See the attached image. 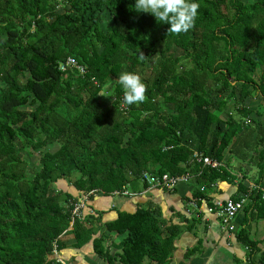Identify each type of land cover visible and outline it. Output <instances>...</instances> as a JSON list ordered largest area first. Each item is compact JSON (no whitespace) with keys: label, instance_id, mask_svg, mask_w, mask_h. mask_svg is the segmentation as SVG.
Listing matches in <instances>:
<instances>
[{"label":"trees","instance_id":"1","mask_svg":"<svg viewBox=\"0 0 264 264\" xmlns=\"http://www.w3.org/2000/svg\"><path fill=\"white\" fill-rule=\"evenodd\" d=\"M134 3L0 0V264H65L59 255L66 235L75 247L92 242L110 264H166L182 229L153 207L117 210L104 230L84 206L74 208L84 196L86 203L95 193L137 190L144 170L194 173L209 187L235 178L224 167L198 174L194 151L221 162L228 150L227 163L251 161L259 167L254 183L264 185V122L236 119L232 109L250 110L227 100L242 103L257 93L264 101V0H199L194 26L179 34ZM69 58L86 72L61 69ZM122 71L147 84L146 99L124 109L114 81ZM102 87L109 96L98 93ZM159 97L172 104L171 114L162 113ZM27 146L43 150L32 173L22 155ZM237 186L250 194L247 223L255 209L264 215L261 189ZM207 193L193 197L212 205ZM110 232L125 235L114 253ZM237 237L255 251L248 229Z\"/></svg>","mask_w":264,"mask_h":264},{"label":"crops","instance_id":"2","mask_svg":"<svg viewBox=\"0 0 264 264\" xmlns=\"http://www.w3.org/2000/svg\"><path fill=\"white\" fill-rule=\"evenodd\" d=\"M229 153V151H226ZM229 156L221 161L228 164ZM227 159V160H226ZM234 159L229 163L232 167ZM238 165L240 166L239 161ZM231 169L227 165L226 170L235 176V178H220L209 186L200 182V178L194 176L188 181H181L173 191L162 187L147 186L142 180L138 179L137 190L129 185L126 192H116L111 195L102 193L93 194L84 202V213L93 214L96 218L95 226L99 230H104V223L113 220L117 216V210L134 212L138 206H151L161 213V217L166 220L167 224H174L181 227L182 232L175 241V249L166 264H259L264 259V215L258 214L255 209V215L251 221H246L250 215L244 208L239 211L233 220V229L222 227V223L215 213L207 211L209 205L207 199H202L200 203V217L195 216V211L191 206L194 199V193L201 191V187L207 189L212 205L218 200H226L229 197H237L242 192L238 190V182L246 187H251L254 183L249 177L242 173L234 174L235 168ZM223 167V166H220ZM213 184V185H212ZM264 213V211L262 210ZM261 212V213H262ZM196 217V223L191 222V218ZM249 230V238L256 242L255 251L250 252V248L243 245L238 240L237 232L240 228ZM101 232V231H100ZM99 234V232H98ZM124 234L110 232L107 245L112 253L117 251L115 247L123 238ZM65 246L61 249L60 257L65 264H110L101 258L93 249L92 242L82 247H75V237L66 235L62 237ZM194 249V250H192ZM149 259L145 260L147 264ZM115 264H120L118 261Z\"/></svg>","mask_w":264,"mask_h":264},{"label":"clouds","instance_id":"3","mask_svg":"<svg viewBox=\"0 0 264 264\" xmlns=\"http://www.w3.org/2000/svg\"><path fill=\"white\" fill-rule=\"evenodd\" d=\"M133 7L138 12L151 13L157 21L170 25L168 31L179 34L194 26L200 3L199 0H135ZM114 81L123 89L124 104H139L146 99L147 84L139 73L122 71ZM105 87L98 93L109 96Z\"/></svg>","mask_w":264,"mask_h":264},{"label":"built area","instance_id":"4","mask_svg":"<svg viewBox=\"0 0 264 264\" xmlns=\"http://www.w3.org/2000/svg\"><path fill=\"white\" fill-rule=\"evenodd\" d=\"M67 65L77 67V69L80 71L81 74H84L86 72L85 68L82 65H79L77 61H75L72 58H69L66 62L61 63V69H66ZM127 105L123 103V100L121 101V107L122 109L126 108ZM191 161H196L201 163V169L198 172V174L201 173L202 169L204 167L210 166L211 168H219L220 166H223V163L220 161L213 159L209 156L204 155L203 152L200 151H194L191 157ZM236 174V173H234ZM197 174L194 173H185L182 175H172L170 173H164L162 175H156L150 171L144 170L140 176V180H142L147 186L150 187H162L167 190L173 191L177 184L181 181H188L190 178L196 176ZM238 175V174H236ZM240 176V175H238ZM213 185V184H212ZM254 187H259L262 191V197L264 199V185L258 186L255 183L251 184L250 189ZM206 187L202 186L201 190H204ZM118 192V191H116ZM115 192V193H116ZM123 193H128L127 190L122 191ZM121 192V193H122ZM119 193V192H118ZM87 196H84L82 201L79 204H76L74 208V213H79V209L84 206V202L86 201ZM202 199H192L191 206L193 210L195 211V216L200 217V204ZM250 200V194L240 195L239 198H233L229 197L224 201H216L214 205H208L207 211L211 213H215L218 218L220 219L222 223L223 228L227 229H233V220L239 213V211L243 210L246 206V204ZM57 252V250H55Z\"/></svg>","mask_w":264,"mask_h":264},{"label":"rangeland","instance_id":"5","mask_svg":"<svg viewBox=\"0 0 264 264\" xmlns=\"http://www.w3.org/2000/svg\"><path fill=\"white\" fill-rule=\"evenodd\" d=\"M59 11H62L63 8L59 7L58 9ZM102 26L103 28L106 27L105 23L102 22ZM179 53H181V51H179ZM103 96V95H102ZM105 96V95H104ZM213 99H219V96H215L214 94H212ZM224 98H227L226 95L223 96ZM228 103L230 104V107H233V105L238 104L241 105L242 107H247L250 110V114L249 115H244L241 111L232 109V115L236 118V119H240V120H244L245 123L249 124H253L255 127H257L261 122H264V101L261 99V97L257 94L254 93L251 96L247 97L242 103L241 102H235V100L232 98H227ZM158 104L161 107V111L163 114H171L173 111V106L172 104H169L167 102H165L163 100L162 97L158 98ZM222 115H226L225 112L222 113ZM253 121V122H252ZM58 147V144H49L46 146L47 149L49 150H54ZM43 150H35L32 149L31 147L27 146L26 148H24V150L22 151V155L23 157L29 162V173L34 172L35 170L40 168V156L42 155ZM229 156V153L226 152V157ZM238 159H234L233 166L234 167H238ZM247 162V161H246ZM249 163H245L240 165L239 168H235V172L237 173H242L244 174L245 177H249L252 181L254 180V178L257 177L258 175V171H259V167L256 166L253 162L248 161ZM227 165H229L231 167V169H233L234 167H232L229 163L228 164H223V167L226 169ZM77 176V174H74L72 179L74 180L75 177ZM64 186H66L67 184L64 182L63 183ZM84 209V208H83ZM58 253V252H56Z\"/></svg>","mask_w":264,"mask_h":264}]
</instances>
